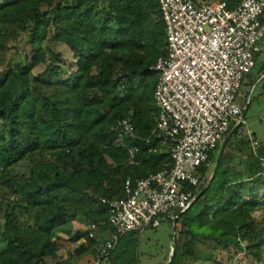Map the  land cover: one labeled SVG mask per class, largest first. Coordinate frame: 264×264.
Wrapping results in <instances>:
<instances>
[{"label": "trees", "instance_id": "obj_1", "mask_svg": "<svg viewBox=\"0 0 264 264\" xmlns=\"http://www.w3.org/2000/svg\"><path fill=\"white\" fill-rule=\"evenodd\" d=\"M99 1L0 0V50L9 29L15 37L25 33L29 47L28 64L15 61L0 70V264H46L57 249L54 230L77 215L90 224L74 257L93 252L95 261L109 231L100 198L122 196L127 177L134 181L172 165L166 147L154 137L144 140L156 117L158 77L149 68L165 40L157 3ZM226 1L235 6L240 0ZM56 42L74 57L68 67ZM39 64L44 69L33 74ZM119 74L128 78L121 91ZM128 116L138 139L117 135V121ZM242 124H233L215 169L220 144L210 153L212 166L203 170L189 207L175 222L167 220L174 228L169 264L207 262L217 248L245 251L261 263L264 141L251 134L258 140L254 151L239 133ZM131 144L139 148L132 156ZM27 158L33 160L29 172L12 173ZM138 237L122 235L99 264H139Z\"/></svg>", "mask_w": 264, "mask_h": 264}, {"label": "built area", "instance_id": "obj_2", "mask_svg": "<svg viewBox=\"0 0 264 264\" xmlns=\"http://www.w3.org/2000/svg\"><path fill=\"white\" fill-rule=\"evenodd\" d=\"M155 1L165 40L149 68L158 77L152 93L156 117L144 140L154 137L166 147L172 165L134 181L127 177L122 196L100 198L109 231L94 264L125 233L156 228L160 217L175 222L189 207L203 170L212 166L210 153L233 124L243 122L237 97L264 40V0H240L235 6L226 0ZM115 80L121 91L128 78L119 74ZM116 130L119 139L139 138L129 116L117 121ZM249 138L256 151L258 140L251 133ZM127 149L130 156L139 150L136 144Z\"/></svg>", "mask_w": 264, "mask_h": 264}, {"label": "rangeland", "instance_id": "obj_3", "mask_svg": "<svg viewBox=\"0 0 264 264\" xmlns=\"http://www.w3.org/2000/svg\"><path fill=\"white\" fill-rule=\"evenodd\" d=\"M103 1H99L100 6L104 3ZM8 32L12 36L7 38L4 47L0 50V70L15 61L27 62L28 64V61L25 60V54L29 50V47L25 43L26 34L19 33L18 37H15L16 33L12 29H9ZM54 50L61 54L66 67L73 62L74 57L64 44L56 42ZM263 62L264 51L259 53L256 65L252 68L251 76L248 77L250 84L244 83L241 85L237 97V102L242 106L244 105L245 110L243 124L241 129H239V133L244 138H249L251 133L261 141H264V76H260L261 73H264ZM43 69L44 66L39 64L32 67L31 72L36 74ZM247 101L248 104L245 108ZM219 144L221 146L222 143L220 142ZM32 164V158L24 159L11 167L12 173L27 174ZM213 165L215 166V164ZM6 195L9 196L8 193ZM194 209L195 207L193 211H195ZM254 215L257 220H260L262 211H257ZM89 224L88 220L77 215L71 217V220L67 224L55 229L52 241H56L57 249L53 255L45 258V263L72 262L74 264H94L95 255L93 252L85 253L80 257H74V249L81 242H84V235L89 229ZM172 231L173 226L169 224L166 217H160L159 226L156 228L149 227L142 234H139L136 245L139 264H167L170 258ZM235 252L217 248L210 261L192 260L188 261L187 264H256L255 259L245 251ZM260 264H264V249L263 259Z\"/></svg>", "mask_w": 264, "mask_h": 264}, {"label": "water", "instance_id": "obj_4", "mask_svg": "<svg viewBox=\"0 0 264 264\" xmlns=\"http://www.w3.org/2000/svg\"><path fill=\"white\" fill-rule=\"evenodd\" d=\"M247 104H248V102L245 104V108L247 107ZM229 136H230V133L226 136V138L223 140V142H222V144H221V146H220V149H219L218 155H217V157H216V161H215L214 169H215V167H216V165H217V162H218V160H219V158H220V155H221V153H222V151H223V149H224V147H225L226 141H227V139H228ZM213 173H214V170H213V172H212V174H211V176H210L208 182L210 181V179H211ZM205 187H206V186H204V187L200 190L199 195L204 191ZM173 236H174V228H173V231H172V240H171L170 258H169L167 264L170 263V261H171L173 255H174Z\"/></svg>", "mask_w": 264, "mask_h": 264}, {"label": "crops", "instance_id": "obj_5", "mask_svg": "<svg viewBox=\"0 0 264 264\" xmlns=\"http://www.w3.org/2000/svg\"><path fill=\"white\" fill-rule=\"evenodd\" d=\"M196 3L201 4V3H207V2H212V1H217V0H194ZM264 51V40L260 44V52ZM259 56V55H258ZM258 58V57H257ZM262 74V73H261Z\"/></svg>", "mask_w": 264, "mask_h": 264}]
</instances>
